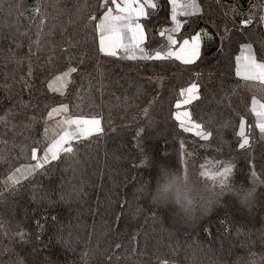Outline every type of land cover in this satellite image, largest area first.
I'll list each match as a JSON object with an SVG mask.
<instances>
[{
  "label": "trees",
  "instance_id": "obj_1",
  "mask_svg": "<svg viewBox=\"0 0 264 264\" xmlns=\"http://www.w3.org/2000/svg\"><path fill=\"white\" fill-rule=\"evenodd\" d=\"M102 3L0 0V264H264V138L249 107L253 98L264 101V85L234 74L244 45L264 61V0H196L200 12L181 17L187 23L175 36L207 33L193 65L102 56L94 27ZM158 5L141 20L150 50L166 44L159 29L167 1ZM249 15L253 23L239 27ZM71 67L77 72L62 77ZM56 77L62 86L53 91ZM192 83L199 99L187 109L191 123L212 132L208 141L175 119L177 92ZM62 105L68 111L60 119L49 117ZM93 117L102 133L73 139V154L61 151L14 186L8 181L35 161L33 147L44 155L49 123ZM241 119L247 149L239 148ZM182 143L193 163L229 162L233 172L232 191L179 226L169 208H155L142 192L160 165L175 166ZM147 156L149 165L141 164ZM253 186L245 203L236 189Z\"/></svg>",
  "mask_w": 264,
  "mask_h": 264
},
{
  "label": "snow or ice",
  "instance_id": "obj_2",
  "mask_svg": "<svg viewBox=\"0 0 264 264\" xmlns=\"http://www.w3.org/2000/svg\"><path fill=\"white\" fill-rule=\"evenodd\" d=\"M172 5L171 12V22L173 27L170 29H163L160 31V36L166 38V44L160 49L154 50L153 52H148L141 45L145 40V25L140 22L142 17H147L149 15L148 9H156L158 5V0H103L100 7L105 9L103 18L100 23L96 24L95 30L99 32V48L98 51L103 53L105 56H116L117 49H123L126 53V59L130 60H176L180 61L184 65H193L198 60L201 59L200 50L202 36H206L207 33H196L188 39L181 38V42H178L173 33L180 30L187 20H180L178 16L191 17L195 16L200 12V6L196 3V0H169ZM114 6V7H113ZM2 10V9H0ZM39 11V9H36ZM231 11L234 14H238L235 8ZM117 13L113 15V13ZM93 20L96 17L92 18ZM254 17L249 15L247 18L240 20L239 27L246 28L253 23ZM261 23H264V15L259 17ZM228 29H225L227 32ZM223 45V41H222ZM220 51H223V46ZM243 54L236 57L238 67L236 69V75L242 76L244 80H256L260 81L261 85H264V63L258 62L256 55L252 51V45L247 44L242 48ZM83 63V60H81ZM77 72L76 67H71L68 72L62 74V77L70 76L71 73ZM29 75H31V69L29 70ZM62 77H56L57 80L62 79ZM50 90L55 91L52 88V84L48 85ZM199 84L192 83L188 88L181 90V96H185L182 101L184 104L191 103L193 99H199L198 90ZM253 109L258 118L257 127L264 138V104L259 103L256 99L252 101ZM181 103L176 104V108L179 109ZM67 112V105H62L59 109H53L48 115L51 117L53 113ZM183 117V119H182ZM175 119L180 122V127L185 132H191L195 129V135L200 137L204 141H208L212 137V132L204 131L201 124L193 123L191 126L188 125L190 120V114L187 111L183 113L177 112L175 114ZM0 122H4L3 118H0ZM70 125H76L75 132H65L64 135L60 137L59 140L55 141L52 147H49L44 155L38 156L37 149L33 147L31 149V159L37 161L34 165H29L26 167L27 173L32 175L37 170L44 167L45 164L50 163V161H55L59 158V153L62 151L65 154H73V147L71 146V141L73 139H78L87 133L89 136L93 133H102L103 128L101 127V120L99 118L93 117L91 119H71L66 121ZM239 137H241V142L239 143L240 149H247L249 147V138L245 135V122L241 119L239 124ZM144 131L140 129L137 132V137ZM64 144H68L67 147H63ZM184 145L181 144V150H183ZM186 163V162H185ZM141 164H146V158L141 161ZM217 170L208 175L205 172H201V176H208L213 182H218L223 188L229 180L233 172V165L229 162H223L216 166ZM222 168V170H220ZM22 169H16L17 173L22 172ZM186 172V169H185ZM253 177H256V173H252ZM13 176L8 177V181H13V186L15 183H19L18 179H14ZM7 183V181H6ZM254 183L256 180L254 179ZM252 198V192L248 191L243 195V200L248 203ZM38 227H43L37 222ZM19 238L24 240L25 233H19ZM119 247V245H117ZM22 264V262H21Z\"/></svg>",
  "mask_w": 264,
  "mask_h": 264
},
{
  "label": "clouds",
  "instance_id": "obj_3",
  "mask_svg": "<svg viewBox=\"0 0 264 264\" xmlns=\"http://www.w3.org/2000/svg\"><path fill=\"white\" fill-rule=\"evenodd\" d=\"M150 156L146 157V165L150 163ZM232 191L228 183L222 188L218 182L202 179L193 171H181L176 167L160 165L154 184H148L142 192L155 208H171L174 216L189 221L197 212L206 211L225 192ZM252 192L251 203L255 196V187L236 189L238 195Z\"/></svg>",
  "mask_w": 264,
  "mask_h": 264
},
{
  "label": "rangeland",
  "instance_id": "obj_4",
  "mask_svg": "<svg viewBox=\"0 0 264 264\" xmlns=\"http://www.w3.org/2000/svg\"><path fill=\"white\" fill-rule=\"evenodd\" d=\"M119 2V1H118ZM114 7V6H113ZM115 13V12H114ZM260 16H262V15H260ZM121 56H123L124 55V57L126 56L125 54V52H124V50L123 49H121ZM118 55V54H117ZM113 60H118V59H123V60H126V61H135V60H128V59H124V58H118V57H115V58H112ZM180 62V61H179ZM58 86H62V82H60V80H58V81H55L53 84H52V87L54 88V89H57V87ZM181 90H182V88L181 89H179L178 90V92H177V98H178V100H177V102L175 103V108H176V104L178 103V102H180L181 103V107L179 108V109H177V112H180V113H183L184 111H187L188 112V109H187V106L190 104V103H188V104H184V103H182V101L185 99V97H186V93H185V96H181ZM64 113V112H63ZM63 113H57V114H54V115H52V117L53 118H55L56 119V117L58 116L59 117V119L63 116ZM183 118V117H182ZM75 119H81V118H73V120H75ZM64 121V120H63ZM62 120H57V121H53V123L51 124V123H49V125L47 126V128H48V133H46L45 134V137L43 138L44 140H46V141H48V140H50L52 137H53V139H52V141H51V143H49L48 145H47V149L49 148V147H52L53 146V144L55 143V141H57V140H59L60 139V137L62 136V135H64V133L65 132H75L76 131V125H70V124H68L66 121V123H64ZM191 124H193V123H191V118H190V120L188 121V125L189 126H191ZM53 129H55L54 130V134L56 133V129L57 130H59V132L58 133H56L55 134V136L54 135H52L50 132H52V130ZM187 133H191V132H187ZM192 134V133H191ZM88 134L87 133H85L83 136H80V137H84V136H87ZM193 135H195V134H193ZM68 146V144H64L63 145V147H67ZM47 151V150H46ZM178 161V162H177ZM177 161H176V164H175V166H173V167H176L177 169H179V170H181V171H185V169H186V171H189V170H191V171H193L194 173H196L197 175H199L202 179H206V180H208V181H210L211 182V180L210 179H208V176L206 175V176H201L200 175V173L201 172H205V173H207L208 175H211L212 173H214L216 170H217V168H216V166L218 165L217 163H215V162H209V161H205V162H203V163H199V164H195V163H193L189 158H188V155L184 152V148H183V150H181V147L179 148V153H178V158H177ZM186 162V163H185ZM37 163V161H34L33 162V164H24V165H21V167L19 168V169H22L23 171L22 172H27V170H26V167L27 166H29V165H34V164H36ZM220 170H222V168L220 169ZM22 172H20V173H15V178L16 177H18V175L19 174H21ZM13 174L14 173H12V176H13ZM27 175V174H26ZM230 178H231V176L229 177V182H230ZM230 184H231V182H230ZM167 212L170 214V217H171V224L172 225H179V226H182V225H185V223H188L189 224V221H184V220H181V219H179V218H177V217H175L174 216V213H173V210L171 209V208H169V210H167ZM205 211H202V212H197L198 214H202V213H204ZM195 218V217H194ZM193 218V219H194ZM192 220V219H191Z\"/></svg>",
  "mask_w": 264,
  "mask_h": 264
},
{
  "label": "crops",
  "instance_id": "obj_5",
  "mask_svg": "<svg viewBox=\"0 0 264 264\" xmlns=\"http://www.w3.org/2000/svg\"><path fill=\"white\" fill-rule=\"evenodd\" d=\"M119 1V0H118ZM165 1H167V12H166V14H167V17H168V20H167V22L165 23V24H162V26L160 27V29H159V33H160V31L161 30H163V29H170L171 27H173V25H172V22H171V12H172V5H171V3L169 2V0H165ZM179 2H182V0H179ZM103 14H104V12H103ZM103 14H102V16H103ZM115 14H117V13H113V15H115ZM181 17H184V16H178V19H180ZM100 19H98L99 21H98V23H100V21H101V19H102V17L100 16L99 17ZM144 17H142L141 18V20L143 19ZM141 20H140V22H141ZM97 23V24H98ZM180 31V30H179ZM178 31V32H179ZM178 32H176V33H173V35L174 36H177V34H178ZM195 35V34H194ZM191 37V36H190ZM190 37H188V38H190ZM188 38H185L184 37V39H188ZM166 39V38H165ZM178 42H181V40L180 41H178ZM165 43H166V41H165ZM142 47H144L145 48V50L146 51H148V52H153L154 50H157V49H160L162 46H164V45H157V46H155L154 48H151V50L148 48V47H145V45H144V43L141 45ZM245 46V45H244ZM98 48H99V36H98ZM242 48H243V46L239 49V52H238V54H236L235 55V68H234V74H235V77L237 78V79H239V80H241V81H246V80H244L243 79V77L242 76H237L236 75V69H237V67H238V64H237V61H236V57H239V56H241V55H243V54H246V53H242ZM100 53V52H99ZM102 56H104V57H108V58H115V57H118V58H122V57H124V55L123 56H121V49H117V54L118 55H116V56H105L103 53H100ZM126 55V54H125ZM125 59V58H124ZM129 60V59H128ZM136 60H141V59H136ZM177 62H179V61H177ZM258 62H261V63H264V61H258ZM179 63H181V62H179ZM248 82H254V83H258V84H261L260 83V81H256V80H248ZM191 85V84H190ZM190 85H188V86H185V87H183L182 89H186V88H188ZM253 99H255V98H253ZM253 99L251 100V102H250V111H251V114H252V117L254 118V126L256 127V129H257V131H259L260 132V130H259V128L257 127V123H258V118H257V116H256V113L254 112V111H252V109H253V104H252V101H253ZM257 101H259V103H261V104H264V101H261V100H258V99H256ZM177 102V101H176ZM183 119V118H182ZM64 123H66L65 122V120H64ZM261 134V133H260ZM31 164H33V163H31ZM21 166H19L18 168H20ZM17 168V169H18ZM14 174L15 173H17L16 172V170L13 172ZM26 174H28L26 171L25 172H22L21 174H19L18 175V177H14V179H22V178H24L25 176H26Z\"/></svg>",
  "mask_w": 264,
  "mask_h": 264
},
{
  "label": "built area",
  "instance_id": "obj_6",
  "mask_svg": "<svg viewBox=\"0 0 264 264\" xmlns=\"http://www.w3.org/2000/svg\"><path fill=\"white\" fill-rule=\"evenodd\" d=\"M193 131H194V129H193ZM193 131H191V132H193Z\"/></svg>",
  "mask_w": 264,
  "mask_h": 264
}]
</instances>
